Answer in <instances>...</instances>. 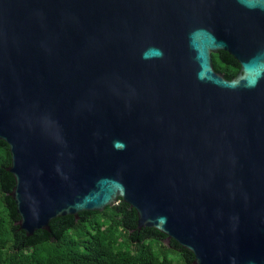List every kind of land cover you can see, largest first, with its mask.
Wrapping results in <instances>:
<instances>
[{"label": "water", "instance_id": "1", "mask_svg": "<svg viewBox=\"0 0 264 264\" xmlns=\"http://www.w3.org/2000/svg\"><path fill=\"white\" fill-rule=\"evenodd\" d=\"M0 140L28 237L122 199L193 264H264V0H0Z\"/></svg>", "mask_w": 264, "mask_h": 264}, {"label": "trees", "instance_id": "2", "mask_svg": "<svg viewBox=\"0 0 264 264\" xmlns=\"http://www.w3.org/2000/svg\"><path fill=\"white\" fill-rule=\"evenodd\" d=\"M212 57L226 79L239 74V62L227 52ZM10 165V147L0 140V264H193L191 252L175 241L167 245L158 230H139L137 212L122 199L104 212H82L78 220L56 218L49 232L28 237L18 224Z\"/></svg>", "mask_w": 264, "mask_h": 264}, {"label": "rangeland", "instance_id": "3", "mask_svg": "<svg viewBox=\"0 0 264 264\" xmlns=\"http://www.w3.org/2000/svg\"><path fill=\"white\" fill-rule=\"evenodd\" d=\"M157 246V245H156ZM159 250V249H158Z\"/></svg>", "mask_w": 264, "mask_h": 264}]
</instances>
